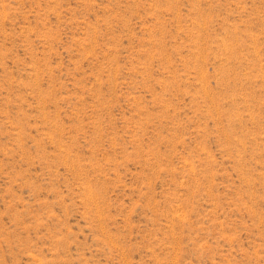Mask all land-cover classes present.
<instances>
[{
	"label": "rangeland",
	"instance_id": "1",
	"mask_svg": "<svg viewBox=\"0 0 264 264\" xmlns=\"http://www.w3.org/2000/svg\"><path fill=\"white\" fill-rule=\"evenodd\" d=\"M0 264H264V0H0Z\"/></svg>",
	"mask_w": 264,
	"mask_h": 264
}]
</instances>
